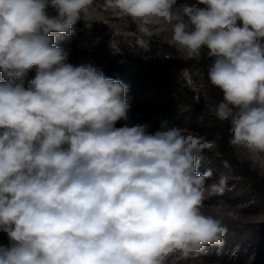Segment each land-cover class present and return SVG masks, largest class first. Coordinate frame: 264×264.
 <instances>
[{"label": "clouds", "instance_id": "obj_1", "mask_svg": "<svg viewBox=\"0 0 264 264\" xmlns=\"http://www.w3.org/2000/svg\"><path fill=\"white\" fill-rule=\"evenodd\" d=\"M91 5L0 0V232L9 239L0 264H163L222 245L224 219L236 218L205 204L228 188L225 175L208 184L212 170L199 171L214 141L130 125L128 86L69 63L57 46L54 34L70 35L81 19L91 26ZM107 5L144 36L167 33L185 59L206 50L208 79L223 94L216 118L230 121L232 145L264 162V0Z\"/></svg>", "mask_w": 264, "mask_h": 264}, {"label": "trees", "instance_id": "obj_2", "mask_svg": "<svg viewBox=\"0 0 264 264\" xmlns=\"http://www.w3.org/2000/svg\"><path fill=\"white\" fill-rule=\"evenodd\" d=\"M75 24L76 33L79 34L80 21ZM135 32L136 36L131 37L126 45H122L118 56L105 57L95 48L92 52L90 50L87 52L93 54L92 62L84 61L85 64H90L102 71L106 77L127 85V102L137 99L135 103L137 106H148L159 102L176 106V111L168 116L167 126L185 127L213 138L214 146L200 154L202 163L199 171L212 170L213 175L206 183L216 181L222 171H230L235 176V180L228 182L238 183V187L227 188L222 195L210 193L207 195L206 203L245 202L243 207L246 210H264V175L248 162L237 157L235 146L230 143L232 138L230 121L222 122L215 114L207 111L195 98V92L185 83L178 88L170 83L169 77L173 70L179 71L184 67L183 63H178L175 59L178 54L175 47L161 43L158 39L143 36L136 28ZM158 52H162V56L156 59ZM192 59L201 74L208 96L218 104L223 94L208 79V69L212 59L206 55V50L199 57ZM150 83L159 86L150 91L147 89L149 86L147 84ZM224 226L227 228V234L223 244L208 246L205 249L211 256L207 261L223 258L231 260L233 264H264V219L238 223L224 221ZM203 253L197 255H204ZM168 257L169 264H185V258H181L179 253H172ZM222 262L225 263L224 260Z\"/></svg>", "mask_w": 264, "mask_h": 264}, {"label": "rangeland", "instance_id": "obj_3", "mask_svg": "<svg viewBox=\"0 0 264 264\" xmlns=\"http://www.w3.org/2000/svg\"><path fill=\"white\" fill-rule=\"evenodd\" d=\"M50 15H55V10L49 7L47 9ZM88 22L91 26H86L87 22L83 19L79 20L81 24L80 33H76V24L73 25V31L70 35L54 34L56 37L55 43L57 46L63 48L69 53L68 62L73 65H86L84 61H91L93 54L87 53L89 50L92 52L95 48L102 53L105 57H115L120 54L122 45H126L131 37L136 36L135 28L138 29L137 23L127 16L122 15L118 10L108 7L107 0H92V5L89 9L87 16ZM78 22V21H77ZM143 35V34H141ZM144 36V35H143ZM167 33H154L152 36H146L148 38H155L160 40L161 43L166 42ZM86 50L85 52H83ZM157 58L162 56V52L157 53ZM164 56H166L164 54ZM149 58V56H148ZM178 63H183L184 67L179 70H173L169 77L170 83L173 87H180L184 83L185 85L195 92V98L204 105V107L210 113L215 114V106L217 105L207 94L202 82L201 74L193 64V59H185L183 53L178 51L175 56ZM92 62V61H91ZM183 70V71H182ZM36 69L33 67L28 71L25 81L34 78ZM148 90L156 88L159 84L150 83L147 84ZM146 85V86H147ZM149 94V92H146ZM137 100V99H136ZM136 100L128 102L130 105L129 120L127 123L132 124H146L149 127L150 132H155L160 129L162 124L168 122V116L176 111V106L170 105L166 102L152 103L148 106H137ZM180 110V109H178ZM125 121H118L116 127H121ZM185 130H189L185 127ZM198 133V132H196ZM199 135H202L198 133ZM204 136V135H202ZM206 137V136H205ZM208 140H212L211 137H206ZM237 157L242 161L248 162L252 167L256 168L262 175H264V162L253 161L249 153L242 148L235 146ZM221 174L225 175L228 181L235 180L232 172L224 170ZM219 175V177L221 176ZM212 181L208 184H211ZM232 187H238V183L228 182V189ZM211 192L207 193L210 194ZM206 205L208 204L205 202ZM221 204V203H219ZM224 211H233L236 213L235 219L225 218V222H240V221H258L264 219V210L251 211L246 210L243 205L245 202H236L233 204L222 203ZM9 239L6 233L0 232V245H8ZM233 253V252H232ZM204 255L193 254L189 258L185 259V264H233L231 260H225L223 258H215L213 261H207L211 258L209 252L204 251ZM167 256L163 261V264H169ZM225 261L223 263L222 261ZM251 264V263H250Z\"/></svg>", "mask_w": 264, "mask_h": 264}, {"label": "bare ground", "instance_id": "obj_4", "mask_svg": "<svg viewBox=\"0 0 264 264\" xmlns=\"http://www.w3.org/2000/svg\"><path fill=\"white\" fill-rule=\"evenodd\" d=\"M194 3L195 0H177V6H179V4H182V3Z\"/></svg>", "mask_w": 264, "mask_h": 264}]
</instances>
